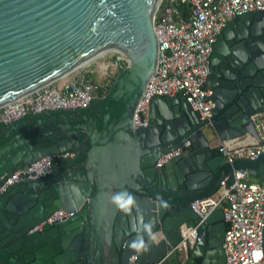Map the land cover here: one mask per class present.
<instances>
[{
  "label": "water",
  "instance_id": "obj_1",
  "mask_svg": "<svg viewBox=\"0 0 264 264\" xmlns=\"http://www.w3.org/2000/svg\"><path fill=\"white\" fill-rule=\"evenodd\" d=\"M158 2L0 0V106L103 53L128 57L107 92L87 106L47 108L0 122V186L47 155L74 152L55 159L51 172L23 176L0 191V264H225L222 206L198 225L187 258L176 247L184 227L202 219L192 202L215 194L223 181L232 184L235 170L264 180V152L231 162L218 144L259 137L251 115L264 105V54L257 53L264 46L250 40L244 57L234 46L218 49L215 41L205 83L213 91L207 118L201 119L182 93L156 94L148 124L135 126V111L158 62ZM244 25L264 27V9L231 19L220 36L239 38ZM185 139L191 143L181 153L156 165L162 153ZM122 190L136 197L145 221L154 224L159 243L147 253L130 249L137 235L132 216L111 202ZM160 197L169 209L158 207ZM60 208L77 212L30 232Z\"/></svg>",
  "mask_w": 264,
  "mask_h": 264
},
{
  "label": "built area",
  "instance_id": "obj_2",
  "mask_svg": "<svg viewBox=\"0 0 264 264\" xmlns=\"http://www.w3.org/2000/svg\"><path fill=\"white\" fill-rule=\"evenodd\" d=\"M264 9V0H159L154 15V29L158 39V62L149 78L134 114V125L148 124V110L152 97L158 95L186 96L191 107L198 111L201 119L211 114L212 90L205 88L209 74L210 55L218 36L229 21L251 10ZM114 53L119 60L128 57ZM101 57V56H99ZM97 57V58H99ZM95 60V59H94ZM92 61V60H91ZM91 61L72 70L66 77L49 82L21 97L0 106V122H8L29 112L47 108L87 106L95 96L104 95L110 83V64L103 63L101 80L94 79ZM259 137L248 134L218 142L220 150L228 161L237 158L256 159L264 152V105L263 109L251 115ZM183 144L169 152L162 153L156 165H162L181 153ZM74 155L73 151L47 155L29 166L21 167L0 186V191L9 184L23 178H35L52 171L55 159ZM235 180L222 190L191 203L202 217L191 228L184 227L182 240L177 247L180 255L187 258L198 236V225L215 208L222 206L227 223L223 242L225 264H253L252 252L264 250V182L251 181L245 170L234 171ZM60 208L51 213L30 232L42 230L44 224H54L75 214ZM134 256L130 258L133 260ZM258 264H264L261 258Z\"/></svg>",
  "mask_w": 264,
  "mask_h": 264
},
{
  "label": "clouds",
  "instance_id": "obj_3",
  "mask_svg": "<svg viewBox=\"0 0 264 264\" xmlns=\"http://www.w3.org/2000/svg\"><path fill=\"white\" fill-rule=\"evenodd\" d=\"M158 201V207L162 210L170 208L169 202L162 197L158 198ZM111 202L119 212L132 216L131 231L137 233V235L131 240L130 249L137 254H143L147 253L153 244L159 243L157 233L153 230L154 224L151 220L145 221L137 199L131 192L127 190L115 192L111 197ZM134 210L136 212L135 216L132 215ZM251 256L253 264H258L259 260L264 258V250L255 249Z\"/></svg>",
  "mask_w": 264,
  "mask_h": 264
},
{
  "label": "flooded vegetation",
  "instance_id": "obj_4",
  "mask_svg": "<svg viewBox=\"0 0 264 264\" xmlns=\"http://www.w3.org/2000/svg\"><path fill=\"white\" fill-rule=\"evenodd\" d=\"M228 26V24H227ZM226 26V27H227ZM225 27V28H226ZM259 31L260 33L252 35V32H257ZM264 31V27H253L250 28L247 25H244L243 27H241V29L239 30V38H232V39H226L224 35L220 36L221 34L218 36L217 40H218V44H217V48L222 50V51H228L230 46H234L236 48V50L241 54V56L244 57H248L250 52V48L251 46L249 45V41L251 40L253 42L252 45H256V46H264V37L262 36L261 33H263ZM227 34H231L230 30H226ZM257 53H259V55L264 54V47L263 49H259L257 50ZM230 58L226 57L225 60L227 62H232V60ZM264 182V180H262Z\"/></svg>",
  "mask_w": 264,
  "mask_h": 264
},
{
  "label": "rangeland",
  "instance_id": "obj_5",
  "mask_svg": "<svg viewBox=\"0 0 264 264\" xmlns=\"http://www.w3.org/2000/svg\"><path fill=\"white\" fill-rule=\"evenodd\" d=\"M113 55H114V53L107 52V53L103 54L101 57L96 58L95 60L91 61L90 67H91V69L94 70V73L92 76L94 79H96V80L100 79L101 80V78L103 76V71H104V69L101 68V64H103V63L110 64L109 69H108V72L111 74L110 78H112L113 76L116 77V75L119 72L118 71L119 64L117 65V63L114 62V56ZM248 179L262 182L261 179H257L256 177H254L251 174H249ZM221 190H222V188H220L219 191H221Z\"/></svg>",
  "mask_w": 264,
  "mask_h": 264
},
{
  "label": "trees",
  "instance_id": "obj_6",
  "mask_svg": "<svg viewBox=\"0 0 264 264\" xmlns=\"http://www.w3.org/2000/svg\"><path fill=\"white\" fill-rule=\"evenodd\" d=\"M114 60H117V57L115 56L114 57ZM127 64V61L126 60H119V67H118V71H120L123 67H125ZM115 79V76H113L111 79H110V83L108 85V88L110 87V85L112 84V82L114 81Z\"/></svg>",
  "mask_w": 264,
  "mask_h": 264
},
{
  "label": "bare ground",
  "instance_id": "obj_7",
  "mask_svg": "<svg viewBox=\"0 0 264 264\" xmlns=\"http://www.w3.org/2000/svg\"><path fill=\"white\" fill-rule=\"evenodd\" d=\"M103 54H105V53H103ZM103 54H101V55H99V56H102ZM99 56H97V57H99ZM97 57L93 58L92 60L96 59ZM90 61H91V60H90ZM88 62H89V61H88ZM70 72H71V71H70ZM70 72L64 74L61 78L66 77Z\"/></svg>",
  "mask_w": 264,
  "mask_h": 264
},
{
  "label": "crops",
  "instance_id": "obj_8",
  "mask_svg": "<svg viewBox=\"0 0 264 264\" xmlns=\"http://www.w3.org/2000/svg\"><path fill=\"white\" fill-rule=\"evenodd\" d=\"M217 144V143H216Z\"/></svg>",
  "mask_w": 264,
  "mask_h": 264
}]
</instances>
